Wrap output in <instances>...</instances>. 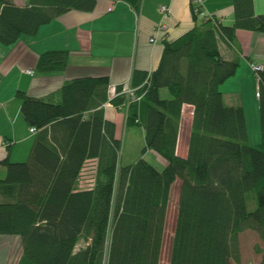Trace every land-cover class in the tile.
I'll return each mask as SVG.
<instances>
[{
	"label": "trees",
	"instance_id": "trees-1",
	"mask_svg": "<svg viewBox=\"0 0 264 264\" xmlns=\"http://www.w3.org/2000/svg\"><path fill=\"white\" fill-rule=\"evenodd\" d=\"M96 1L0 0V43L36 33L68 9L92 10ZM127 1L135 8L140 3ZM190 3L194 24L175 38L162 37L152 70L132 71L135 99L121 91L123 81L109 96L107 74L74 76L40 96L16 89L22 116L34 128L25 159L0 160V235L20 237L17 264H159L177 181L167 264H239L245 229L258 234L254 264H264V65L255 71L257 143L248 140L242 104L227 103L220 88L240 59L238 52L223 55L220 44L232 45L237 28L264 31V12H255L253 0H232V21L224 23ZM67 58V49L44 50L35 69L61 71ZM105 101L124 108L125 124L143 129L142 155L132 162H119L120 138L104 115ZM183 103L193 110L187 151L180 155ZM147 149L164 165L146 159Z\"/></svg>",
	"mask_w": 264,
	"mask_h": 264
},
{
	"label": "crops",
	"instance_id": "crops-1",
	"mask_svg": "<svg viewBox=\"0 0 264 264\" xmlns=\"http://www.w3.org/2000/svg\"><path fill=\"white\" fill-rule=\"evenodd\" d=\"M11 1L19 4L29 2ZM202 3L207 16H216L224 23L232 21V0H203ZM161 5H166L169 12L164 14L160 10ZM253 7L255 12H264V0H253ZM159 24L160 29L157 30ZM193 24L190 0H140L137 8L127 0H97L92 10L68 9L41 24L36 33L21 34L10 44L0 43V160L6 155L11 159L20 145L23 146V155L27 156L34 136L20 111L16 89L40 96L57 90L65 79L74 76L107 74L108 94L112 96L116 93V85L128 79L133 70L149 71L156 66L162 51V37L175 38ZM52 48L68 50L67 65L61 71L39 73L35 69L37 57ZM220 52L226 57L236 52L240 56L234 74L225 79L220 88L227 103L242 104L249 140L244 99L246 88L251 87L250 69L255 75L251 62L264 65V31L237 28L234 43H221ZM253 85L257 98L256 78ZM192 107L190 103L182 105L176 146L180 155L187 151ZM103 108L105 117L114 121L118 136L122 123H125L124 108H117L109 101L103 103ZM255 112L258 114L257 106ZM255 121L258 126L255 124L253 129V142L259 141L258 116ZM151 151L147 149L145 152L152 153L159 166H163L164 158ZM4 172L5 168L0 164V176ZM3 235H0V264H17L20 255L12 259L5 247L12 240H18L19 236Z\"/></svg>",
	"mask_w": 264,
	"mask_h": 264
},
{
	"label": "rangeland",
	"instance_id": "rangeland-1",
	"mask_svg": "<svg viewBox=\"0 0 264 264\" xmlns=\"http://www.w3.org/2000/svg\"><path fill=\"white\" fill-rule=\"evenodd\" d=\"M241 68V67H240ZM239 68V69H240ZM241 72V69H240ZM244 74V72H243ZM242 74V76H244ZM249 77L251 78V87L249 89L246 88V97L244 99L245 106L247 108V118L249 123V142L257 143L258 140H254L255 132L253 131L255 124L257 125L255 119L258 116L259 120V108H258V97H255V88L253 82L255 80V75H253L252 70L249 71ZM245 82V81H244ZM247 85L248 83H244ZM257 89V88H256ZM162 96L168 95L167 88L163 87L160 91ZM257 106L258 114L255 112V107ZM253 109V110H252ZM254 112V114H253ZM258 126V125H257ZM118 137L120 138V150H119V162L124 164L128 162H132L136 160L138 157L142 155V147L144 146V137L142 133V127L139 124H125L122 123L121 129L118 133ZM23 146L20 145L17 150L13 153L11 160L19 159L23 160L26 158L23 155ZM154 152V151H151ZM22 153V154H21ZM16 154L20 156H15ZM150 152H145L143 156L154 163L157 167H160L159 164L154 160ZM23 157V158H21ZM155 161V162H154ZM179 195V181L175 182L172 186L169 204L167 206L166 213V224H165V232L163 236V244L161 248V259L159 264H167L170 252V244H171V234L173 230L175 215H176V206ZM255 205L254 200L247 199V208L251 209ZM13 236L12 234H6L3 236ZM10 238V237H9ZM239 242H240V252L241 259L239 264H254L259 259L260 253L255 250V244L262 245V242L256 233V231L252 229H245L239 233ZM6 252L13 257L16 258L22 252L21 239L19 237L18 240H12L11 242L6 244ZM233 264H236L233 262Z\"/></svg>",
	"mask_w": 264,
	"mask_h": 264
},
{
	"label": "built area",
	"instance_id": "built-area-1",
	"mask_svg": "<svg viewBox=\"0 0 264 264\" xmlns=\"http://www.w3.org/2000/svg\"><path fill=\"white\" fill-rule=\"evenodd\" d=\"M196 7L195 10H197L202 16L204 17H208L207 13L204 12V9L202 8L203 5V0H190ZM160 10L163 11L164 14L169 12V8L166 5H161L160 6ZM160 29V24L157 26V30ZM151 40L154 39L153 37L150 38ZM263 65L262 64H257L254 62H251V67L253 68L254 71H256L257 69L261 68ZM28 72H31L30 69H27ZM257 90V89H256ZM123 92H125L127 95L129 94V96L131 97V99H135L137 98V96H134V88L131 87L130 83H129V78L126 80H123V85H122V90ZM257 93V91H256ZM129 101V99H128ZM128 101L125 103V105L127 106ZM30 131H34L33 127H29Z\"/></svg>",
	"mask_w": 264,
	"mask_h": 264
}]
</instances>
